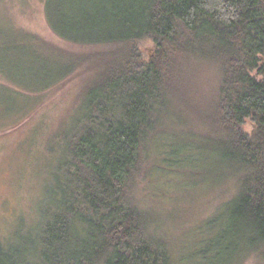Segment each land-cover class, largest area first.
Wrapping results in <instances>:
<instances>
[{
    "label": "trees",
    "instance_id": "1",
    "mask_svg": "<svg viewBox=\"0 0 264 264\" xmlns=\"http://www.w3.org/2000/svg\"><path fill=\"white\" fill-rule=\"evenodd\" d=\"M45 13L83 52L54 47L62 77L90 73L50 139L62 157L44 220L0 239V264H175L163 212L140 196L151 176L202 180L207 163L229 168L232 195L193 264H264V0H60Z\"/></svg>",
    "mask_w": 264,
    "mask_h": 264
},
{
    "label": "rangeland",
    "instance_id": "2",
    "mask_svg": "<svg viewBox=\"0 0 264 264\" xmlns=\"http://www.w3.org/2000/svg\"><path fill=\"white\" fill-rule=\"evenodd\" d=\"M59 4L60 0H0L1 240L15 239L19 230L32 234L44 220L52 200L53 174L62 157L49 150L50 139L60 126L70 124L90 73L83 65L62 77L68 68L54 47L83 52L62 41L48 25L45 5L51 11ZM141 48L145 56L150 54V42ZM203 71L201 88L207 94L212 75ZM181 127L176 121L174 129H186ZM245 128H251L249 121ZM212 166L206 164L210 173L202 180L180 175L173 185L171 179L151 176L140 196L144 206L163 212V232L171 239L175 264H193L194 248L202 247L209 233L205 220L218 214L232 195L229 168ZM200 227L205 228L203 234H197ZM244 264L257 263L252 258Z\"/></svg>",
    "mask_w": 264,
    "mask_h": 264
}]
</instances>
